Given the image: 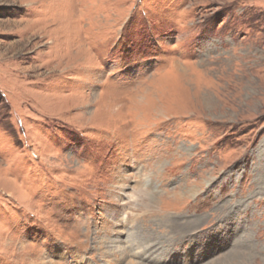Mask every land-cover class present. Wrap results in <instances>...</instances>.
<instances>
[{
	"label": "rangeland",
	"instance_id": "rangeland-1",
	"mask_svg": "<svg viewBox=\"0 0 264 264\" xmlns=\"http://www.w3.org/2000/svg\"><path fill=\"white\" fill-rule=\"evenodd\" d=\"M0 264H264V0H0Z\"/></svg>",
	"mask_w": 264,
	"mask_h": 264
}]
</instances>
